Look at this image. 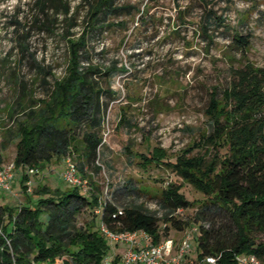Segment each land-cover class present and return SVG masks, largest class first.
I'll return each mask as SVG.
<instances>
[{"label": "trees", "instance_id": "obj_1", "mask_svg": "<svg viewBox=\"0 0 264 264\" xmlns=\"http://www.w3.org/2000/svg\"><path fill=\"white\" fill-rule=\"evenodd\" d=\"M195 1L203 8L197 23L204 40L212 42L221 27L224 32L230 31L225 17L210 6L211 0ZM85 2L84 24L77 35L71 30L78 25L77 11L74 13L68 0H32L38 12L33 22L40 30L53 32L56 17L62 16L66 67L64 74L48 86L45 96L30 104L15 121L13 163L20 171L26 201L0 204V264H99L110 245L100 233L98 221L111 229L142 228L154 242L170 236L172 229L185 231L197 224L191 227L197 232L193 260L219 255V264H241L237 257L254 255L264 264V67L247 58L229 67L228 82L221 94L217 88L209 90L204 109L209 128L174 160L166 159V152L156 146L146 153L128 150L129 157L138 159L142 168L151 164L168 168L182 183L199 191L201 200L187 199L181 191L182 183L171 181L160 191L157 210L136 204L120 207L111 200H101L100 185L86 168L100 169L95 161L103 144L105 124L111 121L109 104L121 95L119 89L111 87V78L127 68L124 64L118 66L116 60L109 65L93 62L89 35L116 25L127 29L124 18H109H134V11L140 9L119 0ZM189 8H176L175 33L187 22ZM148 19L140 16L132 30H147L158 20L151 16ZM250 41V34L233 33L230 46L245 56ZM19 45L25 46L23 41ZM122 121L129 123L125 118ZM6 145V140L1 139L0 168ZM67 155L74 160L78 157L75 162L87 184L86 191L66 183L56 187L38 183L28 192L29 168L41 170L52 160ZM110 186L114 185L108 182L105 196L108 191L113 195L118 190L125 194L139 191L131 180L120 182L117 190L111 191ZM194 206V219L178 216ZM85 210L92 215L78 225L77 217Z\"/></svg>", "mask_w": 264, "mask_h": 264}, {"label": "rangeland", "instance_id": "obj_2", "mask_svg": "<svg viewBox=\"0 0 264 264\" xmlns=\"http://www.w3.org/2000/svg\"><path fill=\"white\" fill-rule=\"evenodd\" d=\"M68 1L74 13L77 11L78 25L71 30L78 35L84 24L87 3L85 0ZM119 2L131 3L140 9V12L134 11V18L130 15L109 18L115 21L124 18L127 29L116 25L89 35L93 62L109 65L116 60L118 66L124 64L127 71L111 78V87L119 89L121 95L109 104L108 117L112 122L105 124L103 144L95 161L100 169H86L100 185L97 187L101 200H111L120 207L136 204L157 210L160 191L171 181L182 183L181 178L162 165L142 168L138 159L129 157L128 150L146 153L156 146L166 152V159L174 160L209 128L204 113L209 90L217 88L221 94L228 82L229 67L239 65L245 58L264 67V0H211L210 6L225 17L230 31L219 28L209 43L199 32L197 22L203 8L195 0ZM185 5L190 6L187 22L175 33L176 8ZM35 15L38 12L32 0H0V140L7 142L2 166L13 163L17 142L15 121L30 104L45 96L48 86L64 74L66 67L67 45L62 35L65 28L62 16L56 17L53 32H45L33 22ZM143 15L147 21L149 16L158 20L147 30L139 27L133 31ZM233 33L250 34L245 56L231 48ZM19 41L25 46L21 47ZM75 160L78 163V157ZM64 168L63 159H54L37 173L29 174L28 192L38 183L64 186L61 177ZM12 172L15 178L11 190L0 191V204L18 205L26 201V193L21 190L20 171L14 167ZM123 180H131L139 189L138 193L125 194L118 190L115 195L108 191L105 196L108 182L114 185L110 186L112 191L119 189L118 184ZM181 191L194 202L203 197L186 182L182 183ZM196 210L194 206L178 216L192 220ZM91 215L88 210L83 211L77 217V224L86 223ZM193 226L197 224H192L189 230ZM182 234L183 231H170L176 241ZM192 236L190 259L193 260L196 230Z\"/></svg>", "mask_w": 264, "mask_h": 264}, {"label": "built area", "instance_id": "obj_3", "mask_svg": "<svg viewBox=\"0 0 264 264\" xmlns=\"http://www.w3.org/2000/svg\"><path fill=\"white\" fill-rule=\"evenodd\" d=\"M65 168L61 177L67 185H77L86 191L87 184L81 179L77 165L72 156L67 155L64 159ZM14 163L0 168V191L11 190L15 174L12 172ZM28 172H38L36 168H29ZM29 183V182H28ZM30 190V188H28ZM95 212H99L96 209ZM121 213V210H119ZM99 231L107 239L110 251L104 255L99 264H219V255H208L201 259L192 258V233L195 228L183 231L176 241L173 236L153 241V237L146 230L139 228L134 230L111 229L100 221ZM237 260L241 264H262L254 255L240 256ZM58 264H63L60 262Z\"/></svg>", "mask_w": 264, "mask_h": 264}]
</instances>
